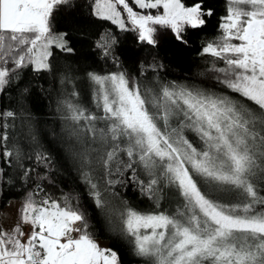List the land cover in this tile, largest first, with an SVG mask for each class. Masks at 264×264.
Here are the masks:
<instances>
[{
    "label": "snow or ice",
    "instance_id": "obj_1",
    "mask_svg": "<svg viewBox=\"0 0 264 264\" xmlns=\"http://www.w3.org/2000/svg\"><path fill=\"white\" fill-rule=\"evenodd\" d=\"M72 6V0H0V90L14 78V69L3 66L9 61L15 69L50 71L53 45L74 52L69 34L53 29L58 12ZM225 6L219 35L200 54L224 63L210 70L235 95L141 82L118 70L88 73L95 112L73 99L75 86L58 104L109 235L131 244L145 264H264V0H225ZM92 8L96 17L136 32L139 43L153 48L162 29L188 45L189 30H202L215 15L206 0H92ZM115 43L105 33L97 47L109 56ZM160 67L153 57L151 64L141 63V75ZM14 116L3 113L5 121ZM8 140L6 131L0 133V156L19 159ZM36 159L49 162L40 151ZM125 172L127 181L110 178ZM128 181L152 200V211L117 199L114 186ZM42 191L37 184L26 194L10 228L0 224V264H121L116 249L98 243L78 199L73 204V197ZM218 192L234 202L221 203ZM171 195L175 207H163Z\"/></svg>",
    "mask_w": 264,
    "mask_h": 264
},
{
    "label": "trees",
    "instance_id": "obj_2",
    "mask_svg": "<svg viewBox=\"0 0 264 264\" xmlns=\"http://www.w3.org/2000/svg\"><path fill=\"white\" fill-rule=\"evenodd\" d=\"M72 7L58 12L53 22L55 32H67L74 52L67 53L60 48H52L49 58L50 71L37 72L32 66L15 69L9 61L3 65L14 69L13 79L0 90V125L7 123L6 131L9 140L7 146L19 149V159L15 154L9 161L0 156V213L9 205L7 202L17 201L22 204L28 192H35L37 184L45 193L60 199L62 194L77 199L82 208L88 212L90 230L97 239L107 243L108 248L118 251L121 264H145V261L134 254L133 247L127 242L113 239L108 231L104 218L95 208L88 195V187L83 182L78 164L73 156L71 142L65 132L68 121L64 113L58 111V104L66 92L75 86L79 103L95 112L92 87L88 73L105 75L126 71L129 77L141 82H176L196 87L227 92L216 79L220 75L211 71L225 67L222 61L211 56H202L201 48L214 40L218 35V21L225 14V0H206V6L215 10V15L202 30H189L186 39L188 45L177 42L170 30H161L156 48L137 41L134 31H121L110 21L101 20L93 15L92 0H72ZM110 33L115 38L112 55L104 56L97 47L100 38ZM115 57V59H114ZM153 57L163 67L156 71L148 69L141 75L140 65L151 64ZM2 63V62H0ZM68 77L71 83L65 80ZM11 111L14 118H3V113ZM29 132L35 135L32 140ZM43 152L49 158L47 164L37 162L36 153ZM2 152V146H0ZM124 159H127L125 156ZM33 169L24 176V172ZM128 172L121 177L119 173L111 176L114 180L127 181ZM118 200L126 201L130 206L141 211H152L154 204L140 188L131 181L114 186ZM264 194V193H262ZM220 202H228L234 197L218 192ZM39 199V196L35 197ZM177 197L168 196L161 201L163 207H175Z\"/></svg>",
    "mask_w": 264,
    "mask_h": 264
},
{
    "label": "rangeland",
    "instance_id": "obj_3",
    "mask_svg": "<svg viewBox=\"0 0 264 264\" xmlns=\"http://www.w3.org/2000/svg\"><path fill=\"white\" fill-rule=\"evenodd\" d=\"M118 27V26H117ZM56 47L55 45L52 46ZM52 48L50 51H52ZM57 48V47H56ZM34 68V66H32ZM21 204L17 201H12L9 203V205L0 213V224H2L6 229L10 228L15 220L17 219V209H19ZM98 240V243L101 245V247L108 248V245L106 242L102 240Z\"/></svg>",
    "mask_w": 264,
    "mask_h": 264
}]
</instances>
